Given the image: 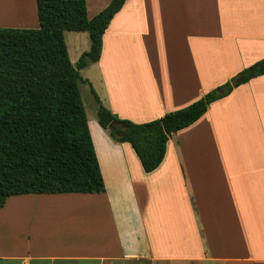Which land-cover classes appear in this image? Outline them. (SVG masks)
Segmentation results:
<instances>
[{"label":"crops","instance_id":"1","mask_svg":"<svg viewBox=\"0 0 264 264\" xmlns=\"http://www.w3.org/2000/svg\"><path fill=\"white\" fill-rule=\"evenodd\" d=\"M108 2L85 0L86 17ZM37 26L34 0H0V27ZM261 58L264 0H125L79 73L117 118L142 123ZM87 126L104 190L7 197L0 264H264V74L172 132L150 172Z\"/></svg>","mask_w":264,"mask_h":264},{"label":"trees","instance_id":"2","mask_svg":"<svg viewBox=\"0 0 264 264\" xmlns=\"http://www.w3.org/2000/svg\"><path fill=\"white\" fill-rule=\"evenodd\" d=\"M125 0L109 2L91 18L85 0H34L36 28L0 27V208L9 196L98 193L104 190L78 83L95 62L101 35ZM63 31L86 32L89 46L74 64ZM264 74V58L241 69L188 105L133 123L104 107L92 88L95 119L111 140L126 142L144 172L161 162L168 136L199 118L233 87ZM121 122L122 128L109 123Z\"/></svg>","mask_w":264,"mask_h":264},{"label":"rangeland","instance_id":"3","mask_svg":"<svg viewBox=\"0 0 264 264\" xmlns=\"http://www.w3.org/2000/svg\"><path fill=\"white\" fill-rule=\"evenodd\" d=\"M63 38L66 45L69 61L74 64L78 54L81 51H86L89 46V40L86 32L81 31H63ZM89 65V64H88ZM88 73L85 69L81 70L80 76H84ZM82 78V77H81ZM81 102L85 111L86 120L91 127L96 124L95 109L96 103L93 100L92 94L89 92V85L78 83ZM95 123V124H94Z\"/></svg>","mask_w":264,"mask_h":264},{"label":"water","instance_id":"4","mask_svg":"<svg viewBox=\"0 0 264 264\" xmlns=\"http://www.w3.org/2000/svg\"><path fill=\"white\" fill-rule=\"evenodd\" d=\"M112 124L119 126L120 128H122V123L121 122H114V123H109V126H111Z\"/></svg>","mask_w":264,"mask_h":264}]
</instances>
